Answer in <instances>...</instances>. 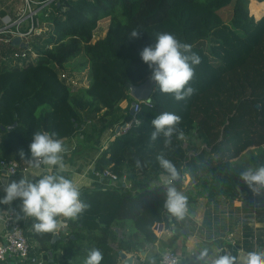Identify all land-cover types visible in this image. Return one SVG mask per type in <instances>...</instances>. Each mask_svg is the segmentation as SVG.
<instances>
[{
    "label": "trees",
    "instance_id": "1",
    "mask_svg": "<svg viewBox=\"0 0 264 264\" xmlns=\"http://www.w3.org/2000/svg\"><path fill=\"white\" fill-rule=\"evenodd\" d=\"M229 4L226 20L221 10ZM37 16L50 26L35 42V58L22 65L4 62L0 70V162L14 158L19 169L31 155L36 131L54 132L61 140L82 136L94 146L110 124L119 128L128 121L132 112L120 103L132 101L131 85L151 75L140 53L154 45L158 33L190 43L201 63L194 66L190 85L196 91L190 98L176 101L155 85L150 103L140 104L139 122L101 151L95 170L127 179L81 191L90 207L76 220L63 218L59 238L52 242L53 234L33 230L31 218L20 219L31 255L52 253L53 264H83L89 250L99 248L102 264H119L123 250L146 249L156 241L172 247L175 234L162 240L155 225L177 220L163 207L164 187H149L163 172L155 159L161 151L181 169L175 186L189 206L200 197L209 203L252 193L239 173L264 164V14L256 18L250 0H57ZM104 17L106 34L93 41ZM133 29L139 37H131ZM62 70L88 71V86L73 89L60 77ZM165 111L181 116L184 132L182 140L173 137L170 149L163 137L150 140L152 119ZM137 159L145 166L137 167Z\"/></svg>",
    "mask_w": 264,
    "mask_h": 264
},
{
    "label": "clouds",
    "instance_id": "2",
    "mask_svg": "<svg viewBox=\"0 0 264 264\" xmlns=\"http://www.w3.org/2000/svg\"><path fill=\"white\" fill-rule=\"evenodd\" d=\"M141 32L133 29L131 37H139ZM190 43L181 42L171 33H158L154 45L145 46L140 55L144 63L152 69L150 79L159 86L160 92L173 96L176 101L190 98L196 91L190 85L195 77V67L201 63V57L192 51ZM181 116L172 112H163L152 119L154 128L150 140L157 141L163 137V146L170 149L173 137L182 140L183 130L179 127ZM56 133L36 131L29 145L30 157L27 158L33 169L47 166L55 169L41 176L32 173L23 174L17 181L12 180L3 187L5 195L0 197V204L21 201L18 219L31 218L32 228L37 234L55 235L62 224L59 218L76 220L90 205L81 200V186L64 175L67 170L63 154L67 152L63 141L57 139ZM22 159L26 154L19 153ZM163 172L159 184L165 189L166 198L163 207L176 220H183L189 213L188 197L177 189L175 182L181 179V169L161 151L155 157ZM137 167L145 163L137 159ZM240 179L254 195H264V164L248 166L239 173ZM38 177V179H37ZM150 188L153 186L150 185ZM104 254L99 248L89 250L83 264H102ZM197 264H264V249H254L246 254L232 255L223 250L203 248L195 256Z\"/></svg>",
    "mask_w": 264,
    "mask_h": 264
},
{
    "label": "crops",
    "instance_id": "3",
    "mask_svg": "<svg viewBox=\"0 0 264 264\" xmlns=\"http://www.w3.org/2000/svg\"><path fill=\"white\" fill-rule=\"evenodd\" d=\"M24 6V0H0V27L9 18H16L15 16L23 10ZM252 6L255 7V10L252 9ZM250 11H252L256 18L263 15L264 0H250ZM105 18L109 17H104L99 20L93 35V41L106 34L109 21L105 23L104 29L100 27L102 20H106ZM26 26L25 23L22 28L24 29ZM47 26L49 28L50 25L48 24ZM11 38H13L11 31H3L0 34V70H2L4 62L18 64L17 61H13L14 53L22 52L20 50L22 46L11 43L12 47H9L8 44L12 41ZM29 40L32 47L31 36L29 38L25 37L22 40L25 43V48L29 45ZM34 50L32 49L33 53ZM33 55L28 58H35L36 55ZM19 63L21 65L23 64L21 62ZM79 74L81 79L77 82L75 77ZM60 77L66 79L67 84L73 89H78L79 87L86 88L89 82L88 71H75L71 73L62 70L60 71ZM129 93L133 98L132 101H134L135 97L130 91ZM127 103V99H124L120 104L124 107ZM117 124H110L94 146L84 144L81 139L82 136H74L62 140L67 148V152L63 154L67 169L64 175L79 184L81 191L84 192L98 188V186L105 184H113L107 179L102 182V178L97 179L92 174L101 151H103L119 131ZM22 164V168L15 175L2 170L0 174V197L5 195L3 191L5 184L10 183L12 180L18 181L23 174L32 173L36 176H41L55 171V169H49L43 165L40 169H33L29 165V161H24ZM187 178V182H189L190 175L187 174ZM157 182H159V179L156 177L149 181V184L151 185ZM20 205L21 201L19 199L13 201L11 204H0V242L2 241V233L4 230L3 221L6 208L10 207L14 209L19 215ZM59 220L63 227V217H60ZM177 228H180V230ZM117 230L120 234L122 233V229L117 228ZM157 234L162 240L175 234L172 247L180 254V259L177 264H197L195 256L205 247L209 249L210 255L213 254V250H223L232 255H238L246 254L248 251L254 249H264V195L257 196L252 192L247 197L228 200L224 198L215 199L209 203L206 198L200 197L196 203L189 206V213L183 220L171 222L169 225L162 222ZM167 248V246L161 245L159 241H156L148 245L146 249L128 252V255H134L132 264H162L161 257ZM52 256L53 254L51 253V259L53 260ZM47 264L53 263L47 262ZM119 264H123L122 259Z\"/></svg>",
    "mask_w": 264,
    "mask_h": 264
},
{
    "label": "built area",
    "instance_id": "4",
    "mask_svg": "<svg viewBox=\"0 0 264 264\" xmlns=\"http://www.w3.org/2000/svg\"><path fill=\"white\" fill-rule=\"evenodd\" d=\"M25 6L23 10L18 13L16 18H9L3 25L0 27V34L4 31H11L12 37L19 36L22 40L26 37L29 38L34 33L40 34L43 33L44 29L40 26L43 23L40 18L37 16L39 12H41L44 8H48L53 2L57 0H24ZM26 23V28H22ZM11 25L13 26L11 27ZM47 25V24H46ZM32 51V47L29 45L22 50V52L14 53L13 60L20 62V57H26L27 51ZM36 52L34 50V53ZM33 55V56H34ZM29 58H26L28 60ZM21 65V64H20ZM146 101L150 103V98H145L143 100L135 99L132 103V107L134 111L132 112V117L123 123L119 127V134L122 130L126 131V129L132 124L139 122L138 114L141 110L140 104L141 102ZM1 169L4 172L9 174H17L19 172V163L11 159H5L0 162ZM94 177L98 178H106L111 181L114 185L119 184L118 181L127 179L125 176L117 177V175L111 171L110 169L103 170H93ZM127 184L130 186L131 182L127 181ZM108 186V185H107ZM110 186V185H109ZM18 214L14 211V209L8 207L4 212V221L3 226L4 230L2 233V241L0 242V264H47V261L43 259V257H36L31 255L29 249V241L25 234L24 227L21 225V220L17 218ZM161 224L157 223L155 225V231L157 232L160 229ZM180 259V254L178 251L173 248H167L162 257V264H177Z\"/></svg>",
    "mask_w": 264,
    "mask_h": 264
},
{
    "label": "water",
    "instance_id": "5",
    "mask_svg": "<svg viewBox=\"0 0 264 264\" xmlns=\"http://www.w3.org/2000/svg\"><path fill=\"white\" fill-rule=\"evenodd\" d=\"M13 45H21L22 48H24L25 43L22 42L21 38L19 36H14L11 38ZM156 83L150 79V76L144 79L139 84H132L130 87L131 94L135 97L137 100H143L145 98H150L152 91L154 90ZM134 109L131 106V112H133ZM18 122H15L14 124H10L7 126L6 129L14 128ZM4 129V127H2ZM180 230V228H177ZM57 238H59L58 233L53 235V241H55ZM121 259L123 260V264H132L134 260V255H128V252L123 250L121 251ZM43 259L47 262H52L51 259V253H47L43 255Z\"/></svg>",
    "mask_w": 264,
    "mask_h": 264
},
{
    "label": "rangeland",
    "instance_id": "6",
    "mask_svg": "<svg viewBox=\"0 0 264 264\" xmlns=\"http://www.w3.org/2000/svg\"><path fill=\"white\" fill-rule=\"evenodd\" d=\"M231 9H232V4H229V5H227V6H225L222 10H221V12H222V14H223V16H224V18L226 19V20H229L230 18H231V14H232V12H231ZM106 20H102V22H101V24H100V27H103V29H104V25H105V23H108V21H109V18H105ZM107 21V22H106ZM42 29H44V31H43V33H41L40 35H45L46 34V32H47V28H48V26L46 25V24H42L41 26H40ZM98 32H99V29H98ZM40 36L38 35V34H36V33H34V35H31V43H33L34 44V48L32 47V49H37L38 47H37V45H36V40H37V38H39ZM36 42V43H35ZM22 51V50H21ZM27 51V56L26 57H20V59H19V61L21 62V63H23V64H25V62H26V58H28V57H30V56H32V51H30V50H26ZM14 61V60H13ZM18 63V62H17ZM20 64V63H19ZM79 76V77H78ZM85 78V77H84ZM75 79H76V81L78 82L81 78H80V74L79 75H76V77H75ZM75 81V82H76ZM132 103H133V101H129L128 103H127V105H126V107L128 106V108H129V110L131 111V105H132Z\"/></svg>",
    "mask_w": 264,
    "mask_h": 264
}]
</instances>
